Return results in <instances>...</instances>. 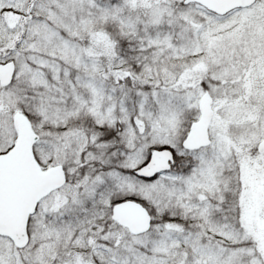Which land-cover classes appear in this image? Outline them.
Here are the masks:
<instances>
[{
  "label": "snow or ice",
  "instance_id": "obj_1",
  "mask_svg": "<svg viewBox=\"0 0 264 264\" xmlns=\"http://www.w3.org/2000/svg\"><path fill=\"white\" fill-rule=\"evenodd\" d=\"M0 264H264V0H0Z\"/></svg>",
  "mask_w": 264,
  "mask_h": 264
}]
</instances>
